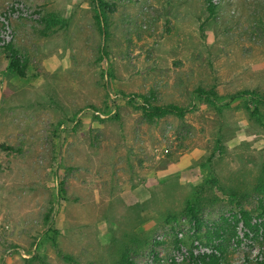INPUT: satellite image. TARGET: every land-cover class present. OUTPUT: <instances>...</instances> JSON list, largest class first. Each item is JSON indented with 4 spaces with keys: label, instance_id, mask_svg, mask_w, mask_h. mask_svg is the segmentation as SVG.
I'll return each mask as SVG.
<instances>
[{
    "label": "rangeland",
    "instance_id": "rangeland-1",
    "mask_svg": "<svg viewBox=\"0 0 264 264\" xmlns=\"http://www.w3.org/2000/svg\"><path fill=\"white\" fill-rule=\"evenodd\" d=\"M103 1L0 0V264L264 262V0Z\"/></svg>",
    "mask_w": 264,
    "mask_h": 264
},
{
    "label": "trees",
    "instance_id": "trees-1",
    "mask_svg": "<svg viewBox=\"0 0 264 264\" xmlns=\"http://www.w3.org/2000/svg\"><path fill=\"white\" fill-rule=\"evenodd\" d=\"M207 7L210 11L211 15L215 14V10L217 5L213 3V0H206ZM95 4L97 9H100L101 12L98 11L97 18L100 22H105L104 12L103 8L106 6V3L103 0H95ZM40 22L42 24L46 23L47 27L42 29L41 33L43 36H46L50 29L53 27H56L60 23V19L55 14H50L48 16H42ZM4 52V56L6 59L10 60V69L17 73L18 75L25 77L26 76V64L21 62V59L18 57V52L15 49L14 43L10 42L6 44L2 48ZM198 94L207 100H209L211 103L214 102V99L216 98V92L215 90H211L209 92H206L205 90L199 88L197 90ZM248 92H238L235 94L234 97H242L246 96ZM254 95L258 96L259 100L264 103V93H254ZM183 110L182 108H179L177 106L171 105V106H164V105H152L149 102V99L145 98L144 106H143V113L150 118L155 117H165L170 113L178 112L181 113ZM65 191L62 188V192ZM264 211V207L262 208ZM187 213L190 217L191 221L194 222L198 228L201 227V220L199 218V212L196 209V206L194 203H189L187 207ZM237 221L240 223L242 222L244 227L247 229L246 235L250 236L251 234L254 235V238H259L264 236V212L262 213L261 217L258 221L254 222L252 214L250 211L246 209H241L238 216ZM227 224V220H225ZM222 233H224L223 227H219L217 229H214L213 231H210L208 234L210 236L215 237H223ZM29 264V260L25 258ZM120 264H137V262L132 258L131 249L127 248L124 252ZM192 264H223V252L221 250V247L214 246L212 251L210 253H201L198 254L196 257L193 258ZM260 264H264V262H260Z\"/></svg>",
    "mask_w": 264,
    "mask_h": 264
},
{
    "label": "built area",
    "instance_id": "built-area-1",
    "mask_svg": "<svg viewBox=\"0 0 264 264\" xmlns=\"http://www.w3.org/2000/svg\"><path fill=\"white\" fill-rule=\"evenodd\" d=\"M2 43L4 44V43H5V41H4V42H2ZM0 45H2V44L0 43ZM211 251H212V250H211ZM211 251H210V252H211ZM210 252H207V253H210ZM203 253H205V252H203Z\"/></svg>",
    "mask_w": 264,
    "mask_h": 264
}]
</instances>
